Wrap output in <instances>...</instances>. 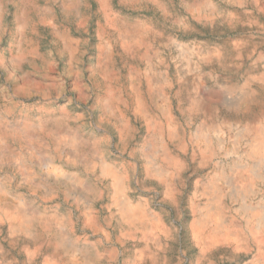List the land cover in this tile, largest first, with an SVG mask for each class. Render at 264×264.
<instances>
[{"label": "rangeland", "instance_id": "rangeland-1", "mask_svg": "<svg viewBox=\"0 0 264 264\" xmlns=\"http://www.w3.org/2000/svg\"><path fill=\"white\" fill-rule=\"evenodd\" d=\"M262 71L264 0H0V201L63 221L69 241L100 251L98 264H138L143 244L110 219L111 182L100 176L107 164L127 172L130 199L162 222L148 246L156 264H264L254 261L249 233L206 251L190 235L195 183L231 161L227 148L211 165L194 159L200 111L209 118V99ZM196 81L204 85L200 111L189 99ZM148 118L171 130L164 145L184 163L163 184L153 175L162 139ZM59 170L81 187L58 183ZM91 186L108 193L87 194ZM256 191L264 198V182ZM223 204L239 215L238 202ZM87 214L95 227L84 224ZM24 246L1 221L0 264H43L53 251L29 258Z\"/></svg>", "mask_w": 264, "mask_h": 264}, {"label": "bare ground", "instance_id": "bare-ground-1", "mask_svg": "<svg viewBox=\"0 0 264 264\" xmlns=\"http://www.w3.org/2000/svg\"><path fill=\"white\" fill-rule=\"evenodd\" d=\"M192 86L189 94L191 106L200 111L206 103L204 85L196 81ZM263 88L264 71L252 73L245 85H227L220 90L214 102L213 99L208 100L209 118L201 112L203 108L200 111L204 118L199 122L194 138L198 144L193 143V149L197 151L194 159L202 166L211 165L219 155L218 151L224 152L226 148L224 155L231 157V161L227 162L228 167L216 170L210 178L197 181L194 186L190 202L193 216L190 235L200 251L245 241L249 233V242L255 243L258 249L254 261H264V251L260 252L264 249V198L258 199L256 191V181L264 182V98L259 94ZM221 112L224 115L219 118ZM147 123L152 132L157 129L156 134L162 139V151L156 152L153 175L163 184L178 176L184 163L172 158L164 145L163 138L172 139L171 130L162 132L163 129L157 127L154 119L148 118ZM212 137L217 139L219 147L216 148ZM80 146L77 147L78 152L81 151ZM157 159L161 161L160 164ZM59 173L58 183L68 185V181H72L76 188L81 187L79 177L73 180L65 172L59 170ZM100 176L110 180V192L91 186L87 194L102 197L108 193V207L114 208L110 219H115L122 237L133 238L144 246L134 256L137 263L156 264L155 255L148 246L164 231L160 218L149 213L144 204L130 199L127 172L106 164L101 167ZM84 194L82 191L79 195ZM227 197L239 203L235 212L241 217L227 215L223 204ZM198 199H203L204 204L200 205ZM27 211L22 202L9 205L0 201V222L7 224L12 241L19 243L22 240L29 258L50 247L52 254L44 255L43 264H98L100 251L78 240L69 241L67 225L63 221L39 210L29 211L31 215L27 217ZM95 221L87 214L84 224L95 227Z\"/></svg>", "mask_w": 264, "mask_h": 264}]
</instances>
